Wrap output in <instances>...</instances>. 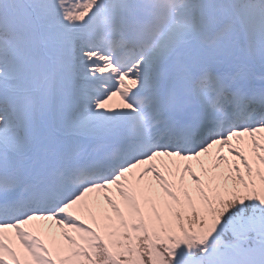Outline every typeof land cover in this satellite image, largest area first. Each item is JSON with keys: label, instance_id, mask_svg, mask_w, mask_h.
I'll return each instance as SVG.
<instances>
[{"label": "rangeland", "instance_id": "rangeland-1", "mask_svg": "<svg viewBox=\"0 0 264 264\" xmlns=\"http://www.w3.org/2000/svg\"><path fill=\"white\" fill-rule=\"evenodd\" d=\"M30 1L37 11L32 19L43 21V26L37 30L44 37V50L50 52L48 61L61 67L66 60L76 71L75 64L79 60L82 82L71 91L73 98L62 99V104L60 87L53 97V105L49 99L38 101L36 95L23 91L22 88L38 87L46 74L43 69V75L38 79L24 81L25 71L37 70L44 63L37 42V30L32 22L28 23L31 14L24 9L17 17L21 27L14 26V36L2 39L0 46V61L10 58L19 62L18 65L0 67V81H10V89H0V160L7 163L0 167V199H13L22 187L27 191L32 179L45 171H54L53 163L58 157L70 161L79 154L87 153L76 161L78 164L82 158L85 161L83 165H86L103 147L106 141L102 137L104 130L111 128L114 121L122 119L125 114L135 116L139 112L145 117L131 134L136 133L133 147L138 145L141 149L143 145L145 149L143 152L142 149L137 150L130 164L101 183L72 175L74 184L70 186L73 181L70 177L61 180L53 190L58 193L50 197L15 199L18 207L21 205L22 209H27L21 211L22 215L25 213L22 217L5 215L4 209L9 206L1 204L0 264H3L1 256L10 257V253H17L28 264H46L40 250L42 244L38 231L41 227L45 230L43 236L51 252L56 256L62 254L57 258L60 264L67 263L66 257H70V264L74 263L75 257L81 255V252L74 255L71 249V228L86 239L103 236L114 250L121 249L133 261L145 264L140 244L127 239L128 224L133 228L137 241L141 236L138 228L143 226V221L137 215L142 216L143 212H134L139 198L147 206L144 208L151 220L145 224L148 232L152 234L155 229V234L159 235L158 223L169 227L167 220L181 213L195 227L192 216L197 218L196 223L200 220L199 216H211L212 201L217 205L218 198L231 199L239 190L238 193L249 198L254 195L259 198V194L264 197V126L240 131L228 125L236 108L231 107L232 101L229 100L228 107L209 111L214 122L205 141H199L191 150H177L168 146L170 144L165 145L166 137L159 135L157 123L162 110L157 108L159 104L154 100V94L137 96L143 89L152 87L151 67L158 65L168 48H181L176 45L178 37L186 41L185 46L188 45L176 53L174 64L182 68L185 79L182 85L187 97L189 87L194 84L201 100H210V89L215 88L210 81L213 76L211 70L216 64H224L225 75L245 77V73L238 72V69L241 65L246 69L252 68L249 55L254 54L257 58L254 59L256 71L264 73V12H251L245 6L234 4L233 0H209L205 8L201 5L204 0H201L193 9L180 5L179 1L174 7L167 2L165 7L170 15L163 21V17L159 19L157 14L148 35L139 42L141 57L135 58L131 66L119 69L117 62L126 52V46L118 41L121 35L116 37V30L121 31L127 17L126 31H133L130 15L126 13L125 17V11L128 12L133 0H70V9L61 12L56 11L55 6L62 8L64 0ZM96 1L100 3L95 4ZM161 1L154 0L155 9ZM6 2L15 7L13 0ZM177 12L183 13L178 15ZM94 14L103 23L89 31L92 22L88 21ZM152 14L155 16V10ZM68 18L67 25H63ZM178 18L180 22H177ZM70 27L78 30L87 27L86 32L93 36H85L83 47L75 50L76 38L65 31ZM222 40L227 49L222 47L223 50L218 51L216 46L220 47L218 44ZM174 78L176 83L173 87L176 89L181 84V77ZM171 97L176 99V90ZM175 103L178 100L170 102V105ZM72 106L75 108L72 109ZM68 113L71 114L67 116ZM258 116L259 113H256L255 117ZM49 153L54 155L52 160ZM169 203L176 205L170 207ZM176 219L178 221V217ZM198 228L205 233L196 234L198 238L212 235L218 243H225L222 249L237 246L226 245L230 237L225 238L223 227L213 225L209 231L205 226H197L194 232ZM249 230L264 238V216L242 224L240 229L233 228V234L240 239L246 238ZM173 232L179 233L181 229L176 226ZM182 234L171 247L176 257L182 251L180 246H188L195 233L188 234L183 230ZM119 241L121 246L117 245ZM154 246V242L149 244L151 260L159 264ZM255 251L256 246L253 249L247 247L231 252L230 257L238 260L241 256L242 264H259L255 261Z\"/></svg>", "mask_w": 264, "mask_h": 264}, {"label": "trees", "instance_id": "trees-1", "mask_svg": "<svg viewBox=\"0 0 264 264\" xmlns=\"http://www.w3.org/2000/svg\"><path fill=\"white\" fill-rule=\"evenodd\" d=\"M239 204H240V200H238V199H232L231 201L228 200L225 202L224 201L221 202V205L219 207V209H220L219 212H220L222 219L224 221H227L230 216L239 215ZM204 220L205 219L202 218V222H204ZM195 221H197L196 217H195ZM171 223H173V222H171ZM197 224L201 225V222H198ZM172 227H175V226H172ZM73 245H74V243L71 242V245H70L71 249H74ZM140 246H141L144 257H146L147 264H151V260H150V258H148L149 255L147 252V247H146V244L143 240H140ZM162 252H164V251H162ZM95 257H96V259L93 260L88 256V258L86 257V261L81 262L80 264H114L111 261L110 257L108 256L106 250L101 245L98 247V250L96 252ZM165 259L168 260L169 258L167 256H165Z\"/></svg>", "mask_w": 264, "mask_h": 264}, {"label": "bare ground", "instance_id": "bare-ground-1", "mask_svg": "<svg viewBox=\"0 0 264 264\" xmlns=\"http://www.w3.org/2000/svg\"><path fill=\"white\" fill-rule=\"evenodd\" d=\"M180 72V71H179ZM185 103H187V104H189L190 102L189 101H183L182 100V102H181V104L180 105H184L182 108H180L179 110H176V112L178 113V112H180V111H182V110H186L187 108H189V109H191L192 108V106H190V105H185ZM184 107H186V108H184ZM119 125H122V123H119Z\"/></svg>", "mask_w": 264, "mask_h": 264}]
</instances>
